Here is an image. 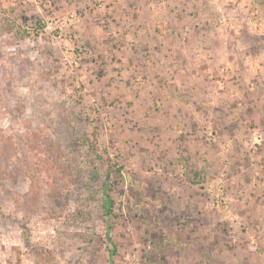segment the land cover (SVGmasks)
Here are the masks:
<instances>
[{
  "label": "rangeland",
  "instance_id": "rangeland-1",
  "mask_svg": "<svg viewBox=\"0 0 264 264\" xmlns=\"http://www.w3.org/2000/svg\"><path fill=\"white\" fill-rule=\"evenodd\" d=\"M183 1L0 0V264H264V0Z\"/></svg>",
  "mask_w": 264,
  "mask_h": 264
},
{
  "label": "crops",
  "instance_id": "crops-1",
  "mask_svg": "<svg viewBox=\"0 0 264 264\" xmlns=\"http://www.w3.org/2000/svg\"><path fill=\"white\" fill-rule=\"evenodd\" d=\"M112 2L115 4V7H117V10L120 11L121 9H125L127 10L126 14L128 15L127 17L125 15L122 16H117L116 18H118L119 22H118V26H120L122 23H125V19H128V32L126 34V31L123 33L126 35V37L128 38L126 41V47L129 49V45L132 44V42L134 43L132 46L134 47V50L131 49L132 51H136L137 49H139V52H142L143 50L141 49V45L142 44H152L151 39H148L147 37L149 36H153L155 39L158 37L160 38V43L158 44H153L152 47L149 46L147 47V50H154V52L157 50V52H161L163 51L165 54H168V50L170 52H174L175 50H179L181 48H184L185 50L190 51V46L193 47L195 45V47H199L200 43H197V40H193V41H189V44L186 47L182 46V41L180 40V35H181V30L185 29V27L180 23V18H181V13L184 12V5L180 2H184L183 0H173V2H175V9L177 8L176 12H172L171 15L169 17H165V14H160V12H164L165 8L160 9V11L157 14H153L151 13V18L153 19L152 21H149V12H145V10H143V4L141 3V6L138 7L135 4V0H112ZM145 3V2H144ZM173 5V4H172ZM114 14H116V11H114ZM133 16V17H132ZM115 18V17H114ZM143 18L142 21H140V19ZM131 19H134L133 22H130ZM161 20L162 22H164L166 24V20H169L171 22V30L167 27H165V30H158V29H154L153 24L158 21ZM121 24V25H120ZM156 28V27H155ZM168 33H170L169 35H167ZM189 33H192L189 32ZM131 41V43H130ZM156 48H155V47ZM152 48V49H151ZM196 48H194L195 50ZM156 52V54H157ZM182 58V57H181ZM162 59V58H161ZM169 56L166 55L165 57H163L162 60H160V64L157 65L155 64V61H152L156 70L160 67H176L175 65H171V62L169 60ZM176 58H172L171 60L174 61ZM184 64V61H183ZM189 64V63H188ZM162 67V68H163ZM175 69V68H174ZM156 78V80L158 82L160 81H164V80H168L167 76L164 75V77H162V72ZM188 80V79H187ZM131 81V80H130ZM187 85L190 84L191 88L185 87L182 90H177L176 93L178 94H186L185 96H198L200 93V90L198 88V86L201 84L200 83V79L197 76L191 75L190 80L188 81H184ZM166 91L161 90V93H164L165 96L167 97L168 95V91L165 93ZM175 94V93H172ZM163 119V118H162ZM198 121H200L199 119H197ZM187 132L192 133L194 132V130H192V128L187 127ZM189 147H191V145H189ZM190 158V157H189ZM189 160V159H188Z\"/></svg>",
  "mask_w": 264,
  "mask_h": 264
}]
</instances>
